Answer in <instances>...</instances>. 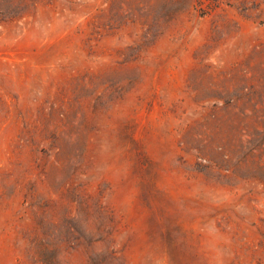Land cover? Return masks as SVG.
<instances>
[{"label":"rangeland","instance_id":"1","mask_svg":"<svg viewBox=\"0 0 264 264\" xmlns=\"http://www.w3.org/2000/svg\"><path fill=\"white\" fill-rule=\"evenodd\" d=\"M0 264H264V0H0Z\"/></svg>","mask_w":264,"mask_h":264}]
</instances>
